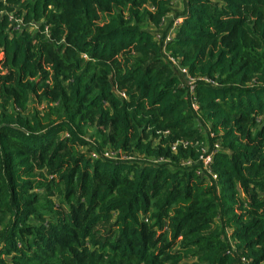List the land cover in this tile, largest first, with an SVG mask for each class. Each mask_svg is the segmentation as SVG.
I'll return each instance as SVG.
<instances>
[{"label":"trees","instance_id":"1","mask_svg":"<svg viewBox=\"0 0 264 264\" xmlns=\"http://www.w3.org/2000/svg\"><path fill=\"white\" fill-rule=\"evenodd\" d=\"M0 54V264H264V0H0Z\"/></svg>","mask_w":264,"mask_h":264},{"label":"built area","instance_id":"2","mask_svg":"<svg viewBox=\"0 0 264 264\" xmlns=\"http://www.w3.org/2000/svg\"><path fill=\"white\" fill-rule=\"evenodd\" d=\"M11 18H12L15 22H17L16 29L21 28L22 26L25 25L20 19H15L12 15H11ZM182 19H183L182 17H179V18L177 19V21L180 22ZM170 36H171V34H169L167 37H170ZM182 72L186 73L187 70H186L185 68H182ZM190 80L193 82V79H192V78H190ZM210 161H211V157H210V156H207V157L205 158V163L207 164V163L210 162Z\"/></svg>","mask_w":264,"mask_h":264},{"label":"rangeland","instance_id":"3","mask_svg":"<svg viewBox=\"0 0 264 264\" xmlns=\"http://www.w3.org/2000/svg\"><path fill=\"white\" fill-rule=\"evenodd\" d=\"M1 56H2V55L0 54V58H1Z\"/></svg>","mask_w":264,"mask_h":264}]
</instances>
